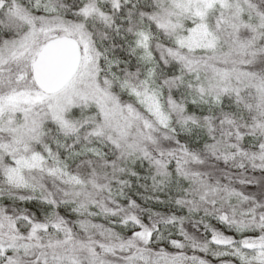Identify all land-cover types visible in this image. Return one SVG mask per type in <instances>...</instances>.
Segmentation results:
<instances>
[{
  "label": "snow or ice",
  "instance_id": "1",
  "mask_svg": "<svg viewBox=\"0 0 264 264\" xmlns=\"http://www.w3.org/2000/svg\"><path fill=\"white\" fill-rule=\"evenodd\" d=\"M0 264H264V0H0Z\"/></svg>",
  "mask_w": 264,
  "mask_h": 264
}]
</instances>
